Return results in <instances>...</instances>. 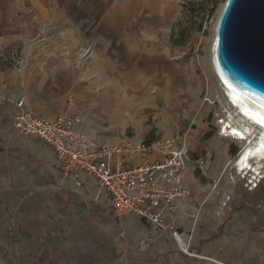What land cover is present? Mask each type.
<instances>
[{
	"label": "crops",
	"instance_id": "crops-1",
	"mask_svg": "<svg viewBox=\"0 0 264 264\" xmlns=\"http://www.w3.org/2000/svg\"><path fill=\"white\" fill-rule=\"evenodd\" d=\"M170 1L0 0V264H264V221L259 203L248 201L259 189L228 180V190L219 179L229 143L237 144L209 135V156L220 167L212 176L205 169L213 162L196 153V92L189 67L172 63ZM19 100L49 120L75 113L81 133L103 140L181 139L186 132L192 194L165 216L206 258L182 254L170 234L139 218L116 221L93 178H64L54 149L16 130ZM138 162L122 159L127 167Z\"/></svg>",
	"mask_w": 264,
	"mask_h": 264
},
{
	"label": "built area",
	"instance_id": "built-area-1",
	"mask_svg": "<svg viewBox=\"0 0 264 264\" xmlns=\"http://www.w3.org/2000/svg\"><path fill=\"white\" fill-rule=\"evenodd\" d=\"M210 106L219 105L215 111L212 129L216 134L239 146L226 170L233 184L242 181L249 192L258 190L264 176V153L244 152L254 141L234 135L229 113L224 110L218 96L205 97ZM15 128L23 136H31L54 149L57 165L64 178L91 177L97 181L98 195L110 197L113 216L122 222L127 218H139L156 232L170 234L180 252L187 256L206 258L192 252V236L182 233L172 218L165 214L177 212V202L191 196L185 184L188 167V150L176 137L151 141L106 140L94 138L79 131L82 118L75 113L61 114L55 120L38 117L24 108V100L16 102ZM137 156L136 165L125 166L122 159ZM258 168V173L254 168ZM219 188L215 183L213 190ZM231 197L225 199L222 208H229ZM197 219V216H194ZM145 248L147 243L140 240Z\"/></svg>",
	"mask_w": 264,
	"mask_h": 264
},
{
	"label": "rangeland",
	"instance_id": "rangeland-1",
	"mask_svg": "<svg viewBox=\"0 0 264 264\" xmlns=\"http://www.w3.org/2000/svg\"><path fill=\"white\" fill-rule=\"evenodd\" d=\"M225 3L226 0H171L169 2L170 5H174L172 11H170L171 17L168 16L170 20H174V25L171 29L173 36H175L174 40L171 41L173 44L172 52H174L172 63L176 67H189V75L191 76V81L189 83L196 92L197 99L195 102L197 108H194V106L190 108L191 112L195 114L191 127L195 133L198 134V137L195 139V143H197L198 146L196 153L201 155L202 161L205 163L210 161L213 162V165H209V167L205 169V174L207 176L214 175V173L219 172L220 169L218 156H215V154L211 157L209 156L210 145L207 144L209 135L213 133L216 134L214 129H212L214 118L213 113L219 109V105H214L212 107L205 103L204 99L205 97L212 98V96H219L218 88L211 78L209 70L211 69L210 65L213 56V52L211 51V42L214 37L213 33L218 22L217 19L219 14ZM164 22L166 21L164 20ZM162 29L161 36L166 31V26ZM169 32L171 31L168 30V33ZM168 44V38L166 36L164 38L161 37V46L167 47ZM185 109L187 108L185 107ZM210 129L213 130V132H211ZM185 134L180 139L183 144L185 143ZM228 147H230L231 159L237 153L239 146L229 143ZM230 159H226V167L230 162ZM224 167L219 172V179H222L221 185L223 184L226 189L230 190L232 186L228 184V180L230 179L229 173L231 170H226V167ZM262 175L264 176V170ZM229 182L232 183V181ZM236 184H239L241 188L245 189L242 181L239 180ZM259 191L260 193L257 200L255 197H249L248 201L253 204H256L257 202L259 203L258 214L263 222L264 179Z\"/></svg>",
	"mask_w": 264,
	"mask_h": 264
},
{
	"label": "water",
	"instance_id": "water-1",
	"mask_svg": "<svg viewBox=\"0 0 264 264\" xmlns=\"http://www.w3.org/2000/svg\"><path fill=\"white\" fill-rule=\"evenodd\" d=\"M217 20L211 44L223 77L264 105V0H226Z\"/></svg>",
	"mask_w": 264,
	"mask_h": 264
},
{
	"label": "bare ground",
	"instance_id": "bare-ground-1",
	"mask_svg": "<svg viewBox=\"0 0 264 264\" xmlns=\"http://www.w3.org/2000/svg\"><path fill=\"white\" fill-rule=\"evenodd\" d=\"M211 51L213 56L209 74L218 88V98L224 110L230 114V121L235 131L234 135H237L241 140H254L246 148L244 157L249 154L261 155L264 153V105L254 102L252 98L242 93L239 88L223 77L217 66L213 43L211 44ZM253 170L258 173V168L255 167Z\"/></svg>",
	"mask_w": 264,
	"mask_h": 264
}]
</instances>
